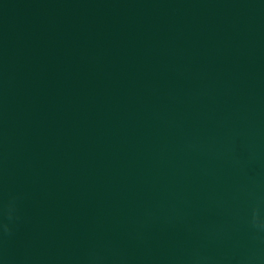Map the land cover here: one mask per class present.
<instances>
[{"label": "water", "instance_id": "water-1", "mask_svg": "<svg viewBox=\"0 0 264 264\" xmlns=\"http://www.w3.org/2000/svg\"><path fill=\"white\" fill-rule=\"evenodd\" d=\"M254 210L264 0H0V264H264Z\"/></svg>", "mask_w": 264, "mask_h": 264}, {"label": "clouds", "instance_id": "clouds-1", "mask_svg": "<svg viewBox=\"0 0 264 264\" xmlns=\"http://www.w3.org/2000/svg\"><path fill=\"white\" fill-rule=\"evenodd\" d=\"M11 209H12V205L9 204V212H8L9 216L11 215ZM253 223H254V224H258L260 227H264V218H261V217L256 213L255 210H254V213H253ZM3 227H4L5 231L8 230V226H7V224H5Z\"/></svg>", "mask_w": 264, "mask_h": 264}]
</instances>
